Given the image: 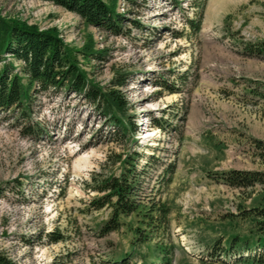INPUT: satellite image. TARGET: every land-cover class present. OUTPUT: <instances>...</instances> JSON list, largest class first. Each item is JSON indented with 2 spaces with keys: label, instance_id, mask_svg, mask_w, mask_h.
<instances>
[{
  "label": "rangeland",
  "instance_id": "1",
  "mask_svg": "<svg viewBox=\"0 0 264 264\" xmlns=\"http://www.w3.org/2000/svg\"><path fill=\"white\" fill-rule=\"evenodd\" d=\"M103 1L125 17L121 34L49 1L0 0V17L54 28L72 50L100 51L77 54V65L102 88L125 80L112 87L126 100L125 113L115 114L137 127L131 138L117 136L108 116L73 94L33 96L39 134L23 135L18 113L0 112V251L16 264H111L104 261L120 254L128 264H245L237 251L217 249L233 237L253 244V222L239 213L264 204V187L216 179L232 169L264 171L252 145L264 140V101L254 93L264 85V56L251 51L264 41V0ZM131 150L175 166L160 186L161 167L148 165L143 185L167 208V225L153 231L142 207L97 237L110 209L88 208L98 195L91 178L118 174ZM50 229L64 239L50 243Z\"/></svg>",
  "mask_w": 264,
  "mask_h": 264
},
{
  "label": "trees",
  "instance_id": "2",
  "mask_svg": "<svg viewBox=\"0 0 264 264\" xmlns=\"http://www.w3.org/2000/svg\"><path fill=\"white\" fill-rule=\"evenodd\" d=\"M49 1L78 15L86 24L114 33H122L125 17L116 13L114 6L103 0H42ZM134 3V0H127ZM201 18L190 21L194 32L198 31ZM134 26L137 27L138 22ZM251 46V45H250ZM91 46H84L81 50H72L58 36L54 28L39 30L20 20H8L0 17V112L18 113L16 125L23 135L39 134V128L31 120L32 98L37 92H48L54 97L63 94H73L89 105L100 110L104 117L116 127L115 133L121 137H132L137 132L135 120L127 116L124 123L115 112L125 113L126 100L114 85L122 86L125 80L115 78L111 85L104 88L96 86L77 65V54L85 58L100 57V51H92ZM251 50L257 55L264 56V41L256 43ZM250 51V52H251ZM20 61L17 69L6 57ZM254 93L264 101V85ZM149 126L164 128L163 120L150 118ZM253 153L264 162V140H252ZM149 148H151L149 146ZM143 160V161H142ZM141 161V162H140ZM122 169L118 174L92 176L94 183L91 190L98 195L90 198L87 206L90 210L104 207L110 209V215L96 231L97 237H104L120 227V217H128L139 208L147 207V224L153 231L167 225V208L157 199L146 197L143 192L147 166H160V159L143 152L131 150L125 155ZM141 163V164H140ZM158 166V167H159ZM161 167V166H160ZM175 166L167 164L156 174L160 186L170 182ZM216 180L235 188H249L256 184L264 187V171L258 170H229L219 174ZM61 190V189H60ZM152 202L145 204V201ZM243 217L253 222L255 239L253 244L248 240L230 238L224 248L217 252L226 253L237 251L236 261L245 264H264V204L242 210ZM158 221L157 224H153ZM50 243H57L64 239V235L55 229L45 232ZM242 252H246L242 254ZM111 264H128L129 257L118 255L114 260H107ZM0 264H16L11 258L0 251ZM166 264V263H164Z\"/></svg>",
  "mask_w": 264,
  "mask_h": 264
},
{
  "label": "bare ground",
  "instance_id": "3",
  "mask_svg": "<svg viewBox=\"0 0 264 264\" xmlns=\"http://www.w3.org/2000/svg\"><path fill=\"white\" fill-rule=\"evenodd\" d=\"M148 134H150V133H148Z\"/></svg>",
  "mask_w": 264,
  "mask_h": 264
}]
</instances>
